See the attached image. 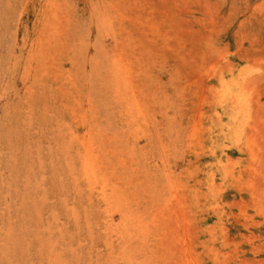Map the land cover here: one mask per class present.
<instances>
[{
  "label": "rangeland",
  "instance_id": "1",
  "mask_svg": "<svg viewBox=\"0 0 264 264\" xmlns=\"http://www.w3.org/2000/svg\"><path fill=\"white\" fill-rule=\"evenodd\" d=\"M0 264H264V0H0Z\"/></svg>",
  "mask_w": 264,
  "mask_h": 264
}]
</instances>
